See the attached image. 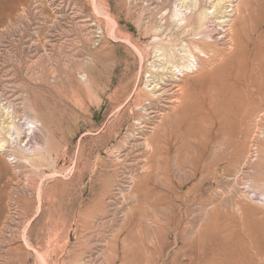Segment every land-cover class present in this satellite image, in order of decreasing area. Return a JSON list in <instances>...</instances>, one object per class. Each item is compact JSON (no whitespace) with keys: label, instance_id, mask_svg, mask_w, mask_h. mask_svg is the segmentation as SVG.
Masks as SVG:
<instances>
[{"label":"rangeland","instance_id":"1","mask_svg":"<svg viewBox=\"0 0 264 264\" xmlns=\"http://www.w3.org/2000/svg\"><path fill=\"white\" fill-rule=\"evenodd\" d=\"M0 264H264V0H0Z\"/></svg>","mask_w":264,"mask_h":264},{"label":"bare ground","instance_id":"2","mask_svg":"<svg viewBox=\"0 0 264 264\" xmlns=\"http://www.w3.org/2000/svg\"><path fill=\"white\" fill-rule=\"evenodd\" d=\"M205 38H207V37H204V40H205ZM203 40V39H202ZM197 49L200 51V52H203V50L199 47H197ZM191 52V51H190ZM192 53V52H191ZM195 56H193V58H194ZM188 60V59H187ZM195 63V62H194ZM194 64H192V62H188L187 64H185L184 65V67L185 68H187V69H190V68H192V66H193ZM182 71V70H181ZM16 118V117H15ZM15 118L14 117H12V119H11V121H10V123L8 124V128H9V130H11V131H9V133L8 134H10V135H13L12 134V130L13 129H15L16 130V132L18 133V134H20V132H19V128H18V126H17V124H16V121H15ZM32 123H33V121H32ZM12 138V137H11Z\"/></svg>","mask_w":264,"mask_h":264}]
</instances>
